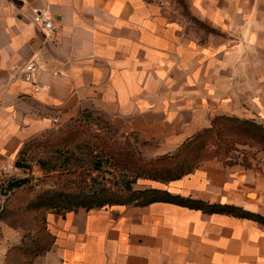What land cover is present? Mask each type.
<instances>
[{
    "label": "crops",
    "instance_id": "crops-1",
    "mask_svg": "<svg viewBox=\"0 0 264 264\" xmlns=\"http://www.w3.org/2000/svg\"><path fill=\"white\" fill-rule=\"evenodd\" d=\"M172 1L0 0V178L19 170L28 142L82 114L102 116L155 157L217 116L262 117L264 0H188L208 37ZM36 9L49 10L50 37L32 22ZM29 61L39 64L33 83L21 72ZM146 182L264 218V157ZM48 226L51 264H264V223L169 202L50 214Z\"/></svg>",
    "mask_w": 264,
    "mask_h": 264
},
{
    "label": "rangeland",
    "instance_id": "rangeland-1",
    "mask_svg": "<svg viewBox=\"0 0 264 264\" xmlns=\"http://www.w3.org/2000/svg\"><path fill=\"white\" fill-rule=\"evenodd\" d=\"M172 3L191 26L200 29L201 35L215 34L193 15L188 0ZM249 120L264 125V113ZM111 156L115 164L108 159ZM132 157L150 161L158 156H152L134 136L120 134L102 116L91 113L28 142L18 158L23 167L0 178V264H51L55 237L49 230L48 217L57 208L60 212L56 214L65 211L63 206L50 208L51 200L74 198V194L82 199L83 193L96 192H106L107 200H128L129 187L132 191L149 189L148 179L134 180L123 169L121 163ZM260 157H264V151L258 147L237 145L225 160L252 166ZM19 180L25 183L9 189ZM81 202L91 204L87 199Z\"/></svg>",
    "mask_w": 264,
    "mask_h": 264
},
{
    "label": "trees",
    "instance_id": "trees-1",
    "mask_svg": "<svg viewBox=\"0 0 264 264\" xmlns=\"http://www.w3.org/2000/svg\"><path fill=\"white\" fill-rule=\"evenodd\" d=\"M69 133L74 135L75 131L71 130ZM237 145L256 146L264 151V125L249 119L224 115L217 116L212 120L209 128L203 129L187 139L173 153L158 156L150 161L132 157L124 160L121 165L124 170L128 171L133 176L134 180L143 178L166 184L179 180L192 173L206 161L217 159L220 162L222 161L225 166L231 167L237 165V163L225 160L226 155ZM108 159L112 161V164H115L113 156L108 157ZM243 166L251 167L249 164H244ZM16 167H23L19 160L16 162ZM24 183L25 180L16 181L10 184L9 189L20 187ZM128 191V200H107V196L109 195H104L106 192H96L92 195L83 193L81 195L83 197L82 199H79L78 196L76 197V194H74V198L68 196L56 200L54 199L55 202L51 200V206H49L50 208L63 206L65 211L62 215H64L65 213L78 211L84 208V210H90L111 205L146 206L154 202H169L192 209L202 210L209 214L227 213L251 218L264 223L263 217L247 213L240 208L221 204H209L201 200L173 195L166 190L149 188L146 190L132 191L129 187ZM84 199H87L91 204L84 205L81 202L84 201ZM57 209L55 211L59 213L60 210Z\"/></svg>",
    "mask_w": 264,
    "mask_h": 264
},
{
    "label": "built area",
    "instance_id": "built-area-1",
    "mask_svg": "<svg viewBox=\"0 0 264 264\" xmlns=\"http://www.w3.org/2000/svg\"><path fill=\"white\" fill-rule=\"evenodd\" d=\"M32 22L37 26V28L45 35V37H50L54 31L53 20L48 9L34 10L31 16ZM39 69V64L37 61H29L22 68L23 78L26 82L33 83V75ZM54 72V75H57ZM34 90L38 91L39 87L34 84Z\"/></svg>",
    "mask_w": 264,
    "mask_h": 264
}]
</instances>
